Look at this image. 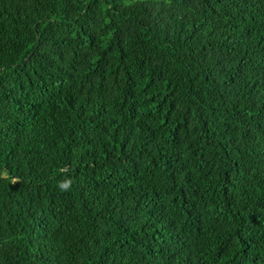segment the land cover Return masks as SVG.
<instances>
[{
  "label": "trees",
  "instance_id": "obj_1",
  "mask_svg": "<svg viewBox=\"0 0 264 264\" xmlns=\"http://www.w3.org/2000/svg\"><path fill=\"white\" fill-rule=\"evenodd\" d=\"M0 264H264V0H0Z\"/></svg>",
  "mask_w": 264,
  "mask_h": 264
},
{
  "label": "clouds",
  "instance_id": "obj_2",
  "mask_svg": "<svg viewBox=\"0 0 264 264\" xmlns=\"http://www.w3.org/2000/svg\"><path fill=\"white\" fill-rule=\"evenodd\" d=\"M62 187L66 188V187H67V185H66V184H65V185H62Z\"/></svg>",
  "mask_w": 264,
  "mask_h": 264
}]
</instances>
